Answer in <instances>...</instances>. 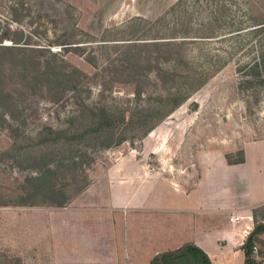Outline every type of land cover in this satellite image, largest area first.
Listing matches in <instances>:
<instances>
[{
	"label": "rangeland",
	"instance_id": "374dc122",
	"mask_svg": "<svg viewBox=\"0 0 264 264\" xmlns=\"http://www.w3.org/2000/svg\"><path fill=\"white\" fill-rule=\"evenodd\" d=\"M261 22L264 0H0V209L67 206L129 152L241 161L264 140V83L246 78ZM180 82L197 92L170 101ZM250 243L264 254L263 219Z\"/></svg>",
	"mask_w": 264,
	"mask_h": 264
},
{
	"label": "crops",
	"instance_id": "0c3cea01",
	"mask_svg": "<svg viewBox=\"0 0 264 264\" xmlns=\"http://www.w3.org/2000/svg\"><path fill=\"white\" fill-rule=\"evenodd\" d=\"M241 148L242 163L203 152L187 168L163 170L140 160L168 155L129 152L109 168L106 184H91L67 206L1 208V257L19 264H174L179 256L246 264V246L264 220V140Z\"/></svg>",
	"mask_w": 264,
	"mask_h": 264
},
{
	"label": "trees",
	"instance_id": "16d2710c",
	"mask_svg": "<svg viewBox=\"0 0 264 264\" xmlns=\"http://www.w3.org/2000/svg\"><path fill=\"white\" fill-rule=\"evenodd\" d=\"M251 31L254 34L255 33H259V32H263L264 31V22H261L259 24H256V25L252 26V30ZM16 48H18V47L17 46H14V47H10L8 49H16ZM259 49H260V52H261L260 53V57H259V59L254 60L253 63H251L250 65L247 66V71H246V74L247 75H246V78L247 77L254 76V77H256V80H258V82L261 84V83H264V74H262V72L260 71V68L261 67L264 68V45L262 43H261V45H259ZM40 50H44V49H40ZM179 84H180V86H179ZM202 84L199 87L200 89L205 85V84L204 85H202ZM189 86H190V83H187V82L177 83L176 89L173 88V90L169 93L170 94L169 95L170 101H174V98L176 96H180L182 94L183 90H188L187 93H189V94H191L192 92H194V89H193L194 86L193 85H191L190 87ZM192 89H193V91H191ZM196 92L197 91H195L194 93H196ZM187 93H185V94H187ZM194 93L191 96L186 97L185 98V102L188 101V100H190L194 96ZM164 99H165V97H162V98H160V101L163 102ZM157 103L159 104L158 101H157ZM178 107H180V104L177 105V107H173V109L167 110V113L165 115H163L161 117V119H159V121L162 122V120H164V119L172 116V114L177 110ZM155 108H157V110H158V107H155V106L152 107L153 110H156ZM152 118H153V116H149V119H144V120L145 121L148 120L150 122L152 120ZM156 126H158V125L154 124L149 129V131H147L145 133L144 138H146L147 136H149L156 129ZM226 158H227V160L229 162V159H228L227 156H226ZM242 162H244V159H242L238 163H242ZM254 247H255L254 244L253 243H250V241H249V243L246 246V255H247L246 264H260L259 262H257L255 260V257H254ZM185 250H186L187 253H192V254L200 253V251L198 249H196L195 247H193V246H187ZM262 257H264V254L262 255ZM204 258H206V257L204 256ZM204 264H207V260L206 259H205Z\"/></svg>",
	"mask_w": 264,
	"mask_h": 264
}]
</instances>
